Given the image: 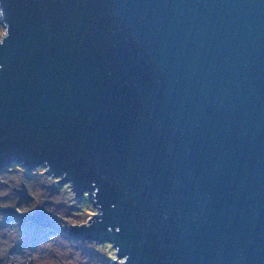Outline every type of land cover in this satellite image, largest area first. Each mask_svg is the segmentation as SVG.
<instances>
[{"label": "water", "instance_id": "1", "mask_svg": "<svg viewBox=\"0 0 264 264\" xmlns=\"http://www.w3.org/2000/svg\"><path fill=\"white\" fill-rule=\"evenodd\" d=\"M0 19V170L87 194L71 237L112 264H264V0H0Z\"/></svg>", "mask_w": 264, "mask_h": 264}, {"label": "rangeland", "instance_id": "2", "mask_svg": "<svg viewBox=\"0 0 264 264\" xmlns=\"http://www.w3.org/2000/svg\"><path fill=\"white\" fill-rule=\"evenodd\" d=\"M4 33L0 26V37ZM44 167L27 170L19 164L0 170V206L17 216L0 211V264H112L116 257L109 243L71 237L69 224L88 222L96 209L87 194L76 197L70 186L57 184V176ZM23 183L33 200L18 203L13 187ZM58 185L57 190L50 186ZM53 190V191H52ZM43 210L52 219L49 227L30 223L27 215ZM14 217H21L16 219Z\"/></svg>", "mask_w": 264, "mask_h": 264}, {"label": "trees", "instance_id": "3", "mask_svg": "<svg viewBox=\"0 0 264 264\" xmlns=\"http://www.w3.org/2000/svg\"><path fill=\"white\" fill-rule=\"evenodd\" d=\"M0 26H1V28H2V26H3L2 22H1V19H0ZM3 29H4V26H3ZM57 184H59L58 181H57ZM50 187H51L53 190H57L58 185H53V186L51 185ZM14 188H15V187H13V191H14ZM53 190H52V191H53ZM14 192H15V191H14ZM16 195H17V194H16ZM17 197H18V196H17ZM18 198H19V197H18ZM21 202H22V201H21L20 198H19L17 204H20ZM0 207H1V206H0ZM1 208H3V207H1Z\"/></svg>", "mask_w": 264, "mask_h": 264}, {"label": "flooded vegetation", "instance_id": "4", "mask_svg": "<svg viewBox=\"0 0 264 264\" xmlns=\"http://www.w3.org/2000/svg\"><path fill=\"white\" fill-rule=\"evenodd\" d=\"M4 214H7V213H4ZM14 218L19 219V218H21V217H14Z\"/></svg>", "mask_w": 264, "mask_h": 264}]
</instances>
